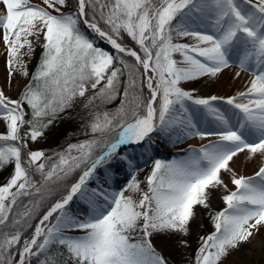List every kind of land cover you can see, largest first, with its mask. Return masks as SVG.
<instances>
[{"label":"snow or ice","instance_id":"1","mask_svg":"<svg viewBox=\"0 0 264 264\" xmlns=\"http://www.w3.org/2000/svg\"><path fill=\"white\" fill-rule=\"evenodd\" d=\"M0 4L10 77H28L24 56L31 59L34 41L43 36L40 60L20 97L13 100L0 90V121L7 129L0 133V169L13 165L11 178L0 186V264H31L41 256L40 264H167L151 238L188 235L195 206L209 208L218 188L228 191L222 196L226 207L212 214L215 231L200 237L194 264H223L251 243L264 228V165L253 176H238L229 164L245 150L250 158L264 157V0H76L68 12L63 9L69 0ZM124 35L138 50L121 42ZM93 36L116 55L100 48ZM185 38L193 42L181 43ZM234 64L237 77L241 72L253 77L235 96L197 97L195 90L181 87L204 76L216 78ZM90 89L84 104L91 117L84 132L89 138L56 152L55 159L42 150L28 151L25 158L29 141L42 137L59 113ZM118 97L114 110H98ZM25 105L31 119L25 118ZM153 134L173 145L215 139L199 148L190 145L179 159H153L145 191L136 176L142 169L132 170L127 155L118 153L122 146L142 144L146 155ZM114 157L129 164L127 183L113 189L106 170L108 187L89 188L90 180H98L97 168ZM77 171L78 180L21 243L40 205ZM222 171L235 191L227 189ZM22 197L34 199L13 214ZM74 197L86 212H72ZM76 231L83 235H68Z\"/></svg>","mask_w":264,"mask_h":264},{"label":"rangeland","instance_id":"2","mask_svg":"<svg viewBox=\"0 0 264 264\" xmlns=\"http://www.w3.org/2000/svg\"><path fill=\"white\" fill-rule=\"evenodd\" d=\"M75 0H69L70 7L64 8L63 11L68 12L74 10V2ZM33 4H40L42 5V0H31ZM4 6L0 4V14H3ZM175 23V22H174ZM96 40L97 45L101 46L104 50L108 51L110 54L116 55V50L113 48L107 47L99 37L93 36ZM181 43H190L193 42L191 38H185L180 41ZM43 43V36H41L39 42L34 41L35 51L29 59L28 56H24V60L27 61V70H28V77H23L19 73L13 74L11 77L9 76V69L7 66V50L6 46L2 39V31H0V46H1V54H0V90L4 91V94L16 100L20 97L22 91L24 90L25 85H27L30 81V73L31 68L35 63L38 61V54L41 51L42 47L41 44ZM128 46V44H125ZM130 48H134L132 45L128 46ZM27 49H22V52H26ZM175 58L179 59L177 55ZM239 71V68L235 66V64L225 69L222 73L218 75L216 78H209L207 76L201 77L194 81L184 82L181 84L185 90H195L194 96L197 97H210V96H217V97H224L228 98L236 92L237 86L234 84V80L238 78L236 76V72ZM245 74H250L245 72ZM3 79V80H2ZM2 81H7V85H5ZM240 87V85H239ZM238 87V88H239ZM247 85L244 84L242 88H246ZM225 92V93H223ZM218 106L221 108L226 107L223 102L217 101ZM25 110L28 112V107L25 105ZM27 130V127H25ZM7 131L5 123L0 121V133H5ZM199 138V137H196ZM44 139L45 134L40 137L36 142L29 141L28 148L24 150V156L26 158V153L32 150H42L44 151ZM191 139V138H190ZM190 139H186L182 142L176 143L173 145L169 142L166 138H162L153 134V142L148 149L147 154L145 155V148L141 145L132 144L130 146L121 148L119 150L118 155L126 154L128 159L132 162L133 169L138 170L136 171L137 180L141 181V188L145 191L147 190V183L145 178L150 174L152 171V160L153 159H163V160H172V159H179L185 156L187 153L185 150L189 148ZM208 140L202 141L200 139L196 148L201 147L203 144H207ZM194 147V146H193ZM247 151V150H246ZM247 158L254 163L256 167L254 170H250V172L245 173L243 176H253L259 168L264 165V157L257 154L250 158L249 153L247 151L246 154ZM236 157V156H235ZM230 161L229 166L234 169L232 166L235 165L234 158ZM106 170L108 173L112 174L111 185L112 188L115 190H119L122 188L127 181L129 180V164L127 161L118 160L116 157L113 158L112 161L109 163L102 165L97 168L95 176L97 179H92L89 181L88 187L89 188H96L98 183L100 185H104L108 187L105 183V175ZM13 174V165H8L2 169H0V186L7 184L9 179ZM242 175V174H241ZM79 176L70 183H74L78 180ZM221 178L224 180L225 184H227V189L230 191H235V185L231 183L229 174L225 172H221ZM39 180V177H36ZM68 185V181L65 182V186ZM15 191V189H13ZM228 191L224 190L223 188H218L212 190L211 197L209 199V208H204L202 206H195V218L196 222L195 225L192 226L188 234V237L184 240L187 241V245L182 244L183 241L180 238L174 236V234L169 235H156L153 236L152 243L155 246L157 252H159L167 261V264H194L195 256L197 253L198 248L202 244L200 237H207L211 233L215 231L213 226L212 214L221 211L223 208L226 207L224 201L222 200L223 195H227ZM66 195V194H65ZM125 195H129L128 192ZM134 199L139 200L140 194L135 193ZM59 200V199H58ZM57 201V200H56ZM55 201V202H56ZM70 209L73 213L77 211H87L85 204L75 197L73 202L69 205ZM20 211H17V213ZM15 213V212H14ZM43 215L40 216V218ZM39 218V219H40ZM39 219L34 224V229L39 222ZM32 232V234H33ZM31 234V236H32ZM68 235L70 236H80L83 235L82 232H69ZM24 237L25 238H31ZM21 242V243H22ZM60 252H64V249H59ZM53 252H56V249L53 248ZM66 254V253H65ZM19 257H17L18 259ZM44 259L43 256H41ZM58 260H63V257H57ZM223 264H264V228H261L259 233L252 238L251 243L243 244L238 251H233L231 255L223 261Z\"/></svg>","mask_w":264,"mask_h":264},{"label":"trees","instance_id":"3","mask_svg":"<svg viewBox=\"0 0 264 264\" xmlns=\"http://www.w3.org/2000/svg\"><path fill=\"white\" fill-rule=\"evenodd\" d=\"M73 3L75 9L76 0ZM85 31L89 32L90 36L93 35L90 33L89 30L85 29ZM121 42L123 44H128V46L132 45L133 47H135V49L138 50V45H136L135 42L132 41L127 35H124L123 40ZM99 47L102 48L101 46ZM42 51L43 49H41V51L37 55L38 56L37 63H35V65H33V67L31 68L30 80L32 73L36 70ZM127 59L131 60L132 58L128 57ZM121 79L123 81L124 79H126V77H122ZM103 83L104 82L101 83V86L103 85ZM123 87L124 85L122 83L120 88L121 92L123 91ZM92 94H93V90L90 89L86 93L85 97L77 98L72 108L67 109L62 113H59V115L53 120V122L45 129L44 131L45 139H44L43 147L46 156L53 157L55 159L56 152L63 151L65 148H67L69 144L78 143L82 140L89 138L88 136L84 135V132L86 131L85 124L88 120L91 119V117L88 115L89 109H85L84 104L86 103L87 97L91 96ZM144 94L145 96L148 95V90L146 88L144 90ZM119 104H120V98L118 97L113 102L103 105L102 108L98 110L101 111L114 110ZM27 113L28 115L25 118L31 119V110L29 108ZM79 174H80L79 171L74 173L73 176L68 180V185H66L64 189L55 193L40 205L38 214L35 215L34 218L30 221L31 227H28L24 230L22 238L31 236L36 221L40 218L41 215H43L51 207V205L56 200L60 199L63 195L66 194L67 187L70 185L72 181H74L79 176ZM30 199H34V198L22 197L21 201L18 203V206L13 208V214L17 213V211L23 212L25 210L24 205H27ZM22 238H21V242H22ZM41 259H42L41 257H33L31 264H40Z\"/></svg>","mask_w":264,"mask_h":264},{"label":"bare ground","instance_id":"4","mask_svg":"<svg viewBox=\"0 0 264 264\" xmlns=\"http://www.w3.org/2000/svg\"><path fill=\"white\" fill-rule=\"evenodd\" d=\"M0 54H1V46H0ZM252 78L253 77L251 76V74L248 75V74H245V72H241L240 76L234 80V84L235 85H238L237 86V89H236V92L233 95H231L230 97L237 95L238 92L245 91L246 88H242V86L244 84H246L247 86H249V82H250V80ZM2 82L5 85H7V81H2ZM239 85H240V87H239ZM223 93H225V92H223ZM209 139H215V137H209L208 139H205V140H209ZM199 141H200V138H191L190 139V144H191V146H194L195 147L196 145H198ZM202 141H204V140H202ZM128 146H130V145H128ZM121 148H124V146H122ZM246 154H247V151L245 150L244 152L239 153L234 158L235 165L232 166V167L234 168L233 171L238 176L241 175V174L242 175H245V173L250 172V170H254V167H256L254 165V163L249 160V157L247 158ZM195 222H196V218H194L190 222V229H191V223H192V226H194L195 225ZM174 236H175V234H174ZM175 237L180 238V239H182L184 241L188 237V235L185 236V235H182V234H176Z\"/></svg>","mask_w":264,"mask_h":264},{"label":"water","instance_id":"5","mask_svg":"<svg viewBox=\"0 0 264 264\" xmlns=\"http://www.w3.org/2000/svg\"><path fill=\"white\" fill-rule=\"evenodd\" d=\"M107 47L112 48L110 44H108L107 42H105L104 40H101Z\"/></svg>","mask_w":264,"mask_h":264}]
</instances>
